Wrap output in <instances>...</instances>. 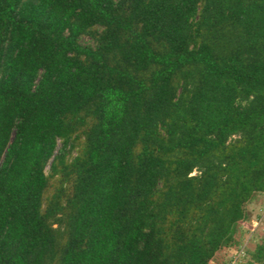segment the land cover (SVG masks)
I'll return each instance as SVG.
<instances>
[{
	"label": "trees",
	"instance_id": "1",
	"mask_svg": "<svg viewBox=\"0 0 264 264\" xmlns=\"http://www.w3.org/2000/svg\"><path fill=\"white\" fill-rule=\"evenodd\" d=\"M260 194L264 0H0V264H264Z\"/></svg>",
	"mask_w": 264,
	"mask_h": 264
},
{
	"label": "rangeland",
	"instance_id": "2",
	"mask_svg": "<svg viewBox=\"0 0 264 264\" xmlns=\"http://www.w3.org/2000/svg\"><path fill=\"white\" fill-rule=\"evenodd\" d=\"M245 212L248 219L237 226L235 238L242 242L241 247L246 244L248 249H252L254 243L264 236V195L260 194L247 203ZM232 253L231 250L227 252V254Z\"/></svg>",
	"mask_w": 264,
	"mask_h": 264
},
{
	"label": "built area",
	"instance_id": "3",
	"mask_svg": "<svg viewBox=\"0 0 264 264\" xmlns=\"http://www.w3.org/2000/svg\"><path fill=\"white\" fill-rule=\"evenodd\" d=\"M240 251L241 250L232 254V258L229 260L228 264H236L237 258L240 256Z\"/></svg>",
	"mask_w": 264,
	"mask_h": 264
}]
</instances>
